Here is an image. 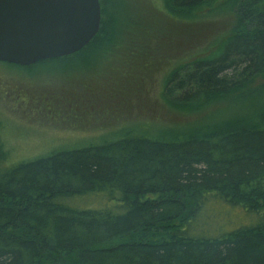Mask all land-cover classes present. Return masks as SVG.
<instances>
[{
	"label": "trees",
	"instance_id": "trees-1",
	"mask_svg": "<svg viewBox=\"0 0 264 264\" xmlns=\"http://www.w3.org/2000/svg\"><path fill=\"white\" fill-rule=\"evenodd\" d=\"M165 1L171 17L188 13L186 33L169 20L154 32L194 41L221 31L162 83L163 101L187 120L13 163L0 132V264H264V0L219 1L226 27L193 16L216 0ZM99 3L85 47L28 67L109 51L117 14L108 30ZM224 102L234 111L219 116Z\"/></svg>",
	"mask_w": 264,
	"mask_h": 264
},
{
	"label": "rangeland",
	"instance_id": "rangeland-1",
	"mask_svg": "<svg viewBox=\"0 0 264 264\" xmlns=\"http://www.w3.org/2000/svg\"><path fill=\"white\" fill-rule=\"evenodd\" d=\"M219 1L194 11L193 16H200L206 24L228 26L229 13L219 8ZM103 3L108 9L103 14L108 30L113 27L108 22L109 13L117 14V19L111 17L119 36L112 35L114 43L109 51L91 46L65 63L25 68L0 62V132L8 161H25L59 149L85 146L126 130L153 136L167 134L176 130L173 125L187 120L163 101L162 83L174 67L200 55L208 41L213 40V50L221 31L200 33L194 41L192 37L185 41L169 28L156 27L154 32L156 25L164 27L169 20L174 30L186 33L188 13L171 17L175 13L168 1ZM178 43L182 46L175 49ZM233 111V104L224 102L219 116ZM229 215L236 224L246 221V216L237 212ZM217 221L220 228L227 229L221 225L222 219Z\"/></svg>",
	"mask_w": 264,
	"mask_h": 264
},
{
	"label": "water",
	"instance_id": "water-1",
	"mask_svg": "<svg viewBox=\"0 0 264 264\" xmlns=\"http://www.w3.org/2000/svg\"><path fill=\"white\" fill-rule=\"evenodd\" d=\"M100 19L99 0H0V62L28 66L74 54Z\"/></svg>",
	"mask_w": 264,
	"mask_h": 264
}]
</instances>
